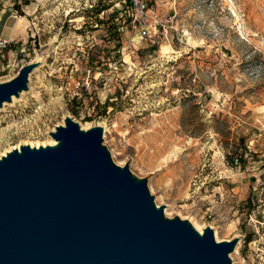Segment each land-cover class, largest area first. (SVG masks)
<instances>
[{"label": "rangeland", "instance_id": "rangeland-1", "mask_svg": "<svg viewBox=\"0 0 264 264\" xmlns=\"http://www.w3.org/2000/svg\"><path fill=\"white\" fill-rule=\"evenodd\" d=\"M0 1L30 13L0 82L34 63L0 106V155L49 144L67 116L101 126L166 217L236 239L232 264H264V0H150L152 36L132 0Z\"/></svg>", "mask_w": 264, "mask_h": 264}, {"label": "water", "instance_id": "water-1", "mask_svg": "<svg viewBox=\"0 0 264 264\" xmlns=\"http://www.w3.org/2000/svg\"><path fill=\"white\" fill-rule=\"evenodd\" d=\"M33 66L0 82V106L27 89ZM102 134L67 116L50 132L55 144L0 155V264H232L237 240L166 217Z\"/></svg>", "mask_w": 264, "mask_h": 264}, {"label": "built area", "instance_id": "built-area-1", "mask_svg": "<svg viewBox=\"0 0 264 264\" xmlns=\"http://www.w3.org/2000/svg\"><path fill=\"white\" fill-rule=\"evenodd\" d=\"M132 4L138 11V15L141 17L140 22L142 23V33L143 34H148L152 36V34H150V31H149V26L157 27V24H162V25L165 24L164 21H161L158 19L155 20L154 18L155 6L150 3V0H132ZM13 10L14 12L16 11L15 9ZM14 12H13V15L17 16L18 14ZM155 34L156 32L153 33V35ZM13 42H14L13 39L0 35V53L6 49H11V47L13 46L12 45ZM236 161H238V158H236Z\"/></svg>", "mask_w": 264, "mask_h": 264}, {"label": "crops", "instance_id": "crops-1", "mask_svg": "<svg viewBox=\"0 0 264 264\" xmlns=\"http://www.w3.org/2000/svg\"><path fill=\"white\" fill-rule=\"evenodd\" d=\"M17 0V2L21 3L22 9L29 8V5L32 3V0ZM1 2V1H0ZM0 35L13 39L20 34H23V31H21V26L25 24L24 18L28 20L27 14H30L29 11H27L25 14H22L21 18H18V16H14L13 12H7L8 9H12V7H3L4 3H0ZM16 17L15 19H12Z\"/></svg>", "mask_w": 264, "mask_h": 264}, {"label": "bare ground", "instance_id": "bare-ground-1", "mask_svg": "<svg viewBox=\"0 0 264 264\" xmlns=\"http://www.w3.org/2000/svg\"><path fill=\"white\" fill-rule=\"evenodd\" d=\"M14 98H15V96L14 95H12L11 96V101H13L14 100ZM57 141L55 140V139H53V138H51V139H49V141L47 142V143H49V144H55ZM33 146V145H32ZM35 146V145H34ZM5 154V153H4ZM196 226H197V230L200 232V233H203V231H204V226L203 227H201L200 225H198V224H196ZM238 247V246H237Z\"/></svg>", "mask_w": 264, "mask_h": 264}, {"label": "trees", "instance_id": "trees-1", "mask_svg": "<svg viewBox=\"0 0 264 264\" xmlns=\"http://www.w3.org/2000/svg\"><path fill=\"white\" fill-rule=\"evenodd\" d=\"M15 4V3H14ZM108 6L101 7V9H98V12H101L102 10H105ZM21 14V12H20Z\"/></svg>", "mask_w": 264, "mask_h": 264}]
</instances>
